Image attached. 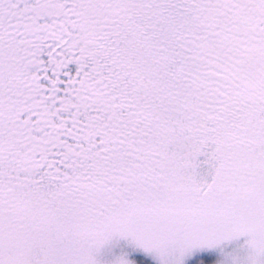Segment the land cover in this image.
I'll return each mask as SVG.
<instances>
[{
  "label": "snow or ice",
  "instance_id": "obj_1",
  "mask_svg": "<svg viewBox=\"0 0 264 264\" xmlns=\"http://www.w3.org/2000/svg\"><path fill=\"white\" fill-rule=\"evenodd\" d=\"M0 264H264V0H0Z\"/></svg>",
  "mask_w": 264,
  "mask_h": 264
}]
</instances>
